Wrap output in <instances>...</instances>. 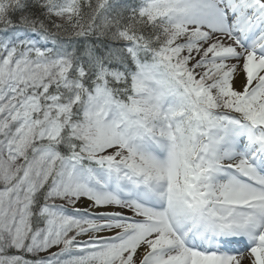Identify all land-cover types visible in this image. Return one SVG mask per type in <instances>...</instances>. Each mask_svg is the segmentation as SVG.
I'll list each match as a JSON object with an SVG mask.
<instances>
[{"label": "snow or ice", "instance_id": "1", "mask_svg": "<svg viewBox=\"0 0 264 264\" xmlns=\"http://www.w3.org/2000/svg\"><path fill=\"white\" fill-rule=\"evenodd\" d=\"M0 264H264V0H0Z\"/></svg>", "mask_w": 264, "mask_h": 264}]
</instances>
